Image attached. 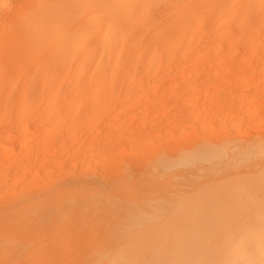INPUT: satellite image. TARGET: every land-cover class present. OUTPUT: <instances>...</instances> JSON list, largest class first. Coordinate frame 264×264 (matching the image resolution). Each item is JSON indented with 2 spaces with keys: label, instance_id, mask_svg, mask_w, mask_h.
Listing matches in <instances>:
<instances>
[{
  "label": "bare ground",
  "instance_id": "1",
  "mask_svg": "<svg viewBox=\"0 0 264 264\" xmlns=\"http://www.w3.org/2000/svg\"><path fill=\"white\" fill-rule=\"evenodd\" d=\"M11 1L12 0H0V6L7 3L10 4ZM170 1L172 0L167 2L165 0H30L26 2V7H28V3L30 5L27 13L22 14L21 20L20 22H16V26L13 25L16 29H18L17 25L18 27L24 25L21 28L22 34L20 28V31H18V35L19 32L21 34V40H17L16 38L14 40L19 41L21 45L25 42L27 48H29L30 45L33 46L29 51L27 49L28 52H23L22 49L25 55L27 53L30 55L28 56L29 58L31 57L30 60L33 59L32 56L36 54H41L38 56L43 58V54H50L51 56V53H54V55L56 53V57L52 54V56L55 57L54 60L52 57L47 59V56L43 58L47 65H49V63L52 65L53 62L55 64H61L63 61H66L63 62L65 64L69 60L73 59L74 61L75 59L76 63L74 64L77 68L81 67L84 69V67H87L85 68L87 72L84 69L85 73L88 74H86L85 77L87 82L85 79L83 81L85 83L83 85L85 86V88L83 87V97H105L104 93H106V97H112L114 93L112 94V92H109L110 90L108 91L110 94H108V92L103 93V88L106 87V84L111 83L113 80L118 81V78L120 79L121 77L120 84L122 82L124 83L122 80L123 78L124 80L127 78L125 86L122 85L126 87V82L128 85H131L132 79H130V77L132 78V76L130 75L135 72L134 70L137 72V69H146L147 67L150 68L156 65L154 64V60H150L153 55L160 56V63H162L163 61L161 60L164 53L169 56L168 53L171 52L170 55H172V52H178L180 48V53L177 54L183 56L185 52L187 53L189 51L188 44L191 43L189 41H192V35L189 36V34L192 33L193 30L194 33L195 31L197 33L201 23L207 21L208 18L212 19L213 23L220 20L218 23H215L217 28L219 24L224 23L222 22L223 20L226 22L229 19L231 20V18H234V21H237L238 24H240V26L242 25V28H244L246 23L250 21L249 19L251 15H253V12L254 14L258 13L259 19L264 18V0H178V2L180 1L177 3L179 4L178 6L175 5L177 0H173L172 2L175 3H173L175 8H173L174 6L169 8L168 5ZM162 2H169L168 5H165L166 3L164 4L165 7L162 5L164 10L160 7L161 4H163ZM159 4V7L162 9H160V11L157 9V5ZM24 6L23 8L26 9ZM166 6L168 7L167 10H165V8H167ZM238 9L240 10L237 11ZM22 10L20 9L19 11L21 12ZM165 14H168V16ZM169 14L172 15V19L171 16L168 18ZM222 15H226L224 16L226 20L221 17ZM76 17H78V19H75ZM165 17L171 20L165 22L164 20H167ZM205 17H207V20H202ZM79 18L82 21H78L79 24L77 25L74 22L79 20ZM218 18H223V20H218ZM232 21L231 25L235 23ZM202 24H205V22ZM238 24L236 26H238ZM8 26L11 25L8 24ZM206 26L208 25L206 24ZM13 27L10 29H13ZM170 28H174L176 31L173 33L172 31L174 29H172L171 33H169L167 29L170 30ZM210 28L212 27H209V29ZM238 29L237 32H239L241 28ZM228 33L224 36L229 37ZM12 34L14 35L13 31L10 35L12 36ZM15 34H17V32ZM233 36L234 34H232L231 37L233 38ZM14 37H16V35H14ZM193 41L196 42L197 39L194 38ZM230 42L231 40H229V43ZM14 43L13 45L16 47L17 42ZM25 43L23 44L24 46ZM219 43L220 42L217 44ZM21 45H17L18 47H16V49L20 50L21 47L23 48ZM177 46L180 47L176 49L175 47ZM14 47L13 50H15ZM8 49L10 50L9 47ZM24 49H26V47ZM174 49L176 51H174ZM65 51L68 53L67 58L69 59H64L60 63V59L63 57L61 54L67 55V53H64ZM58 54L61 56L59 60ZM154 56L153 59L155 58ZM158 56L156 57L158 58ZM51 59L53 61H51ZM55 60L58 61V63ZM198 62L197 60L194 61V65ZM35 63H33V65H35ZM43 63L39 65L38 62V66L37 64L35 65L38 67L37 70L47 66L45 63V66H43ZM113 66L114 70L116 69L117 71L110 73ZM78 71H76L75 74H77ZM117 72L120 77L117 76V79H114L116 77L114 75ZM95 74L96 76L97 74L100 75L96 77ZM141 79L142 78H140V81ZM7 80H9V78L6 79L5 82L4 80H0V84H3V82L6 83ZM9 81H7L6 85H8ZM4 85L5 84H3V88ZM69 87H71V84ZM58 91L60 92V90ZM124 93H122V95ZM55 94H57V92ZM1 98L2 96L0 100ZM49 98L51 99V97H48V99ZM4 99L7 100V98ZM86 99L88 101V98ZM90 101H92V99ZM95 102L96 104L99 103H97V101ZM81 103L78 102L75 103L76 105L74 104V111L80 108V105H82ZM57 105L58 108L56 109L58 112L62 110V107L64 110L66 109L65 106H62L63 104ZM21 107H24V105ZM49 113V117L53 115V112L52 114L51 111ZM98 114L99 110L97 108L88 117L87 121L89 123L93 122ZM56 115H60V113L57 114L56 112L55 116ZM17 131L18 133L26 132V124L22 122L18 126ZM227 139L229 138L224 137V140L220 138V142L218 143L223 142L221 145H216L215 141H212L213 143L208 141L210 145L205 143V152L201 151L204 149L203 148L197 151L199 152L198 155L196 154L197 152L195 153L194 151L198 150L201 145L197 147V149L194 147L195 150H191L192 153L190 150H185L188 147L184 148V146V149L180 148L183 150L180 154H178L179 152H174V149V154H177L173 157L167 156L165 153L164 156L156 155L153 162H150V164H146L145 162L146 167L149 166L147 170L150 172H157L160 165L159 168L163 169L161 174L157 176L152 174L149 181L146 180L150 182V187L149 189L146 188L147 190L145 191H139V188L137 189L134 187V190H131L129 193L127 192L128 195H126L127 193L125 192L123 193L125 195L120 196L116 192L114 194L110 192L113 188L108 192H100V186L99 188L97 187L98 191L92 188L94 191L98 192L97 194L94 191L91 192V189L89 190L90 192L88 190L84 191H87L86 193L89 192L88 194L81 193L85 197L83 200L86 202V205L83 203V200H81L83 204L78 203L79 206L76 205V201L77 197L79 199L82 198L79 197L80 194L78 195L80 192L76 193L78 195L76 197L75 192L77 188L74 187L75 189L73 190H76L74 192L75 197H66L65 194L68 189V187H66L67 183H65L64 186L66 189L63 185L55 186V188L59 187L60 190L62 187L65 189L61 190L64 191L65 194L59 195L60 197H65L64 200L60 199L62 205H60V203L57 204L56 200L58 199L56 198V200L53 199L54 202L52 199H50L52 202H47L49 201V194H51L52 197L53 192L48 195H45L43 192L41 195L44 194L45 196H41L37 192L40 195L38 196L36 194L39 199L40 197H44V199L42 198V201L40 199L38 202L36 201L37 196H35V202L32 201L28 204L26 202L27 200L24 198H28L29 196L26 192L25 194L23 192V194L28 197L24 196V198L21 197V199L26 200L25 203L27 205L25 204V206L21 207V209L19 208L18 211L16 209V216H20L22 213H26L28 217L29 213L39 216L40 214L38 213H43L44 210L51 212L52 218L55 213L57 216L53 218L54 220L49 219L50 221L48 218H51V214L49 215L50 217L47 214V220H44L46 216L43 214V219L41 215L40 217L36 216V218L35 216H32V218L29 217L33 225L28 224V226L30 225L29 228L26 224L28 223V219L23 217L24 214H22L23 219L21 216L16 217L22 221H24L25 218L27 219V221L25 220L26 225L23 224L22 226H24V230L28 228L29 233L31 231L30 227L32 226V235L30 234V236L25 233L26 231L20 229L24 231H21L22 234L20 235L24 236L26 234L28 236L25 235L26 238L31 239L26 240L25 236H18V232L16 235L18 237H13L10 234H8L10 235L8 236L7 233L1 235V258L2 255L4 256L3 253L6 252L5 254L7 257H3L4 259L2 258L5 264H240V257L247 255L251 264H264V156L262 157V155H264L262 152V150L264 151V145L263 147H261L262 145L260 146L261 150H259V146L256 145L260 152L255 149L256 152H253V155L250 156L252 157L251 159L258 158V156H260L257 155L258 153L263 154L258 158L260 162L258 159L257 161L254 160L257 164L252 165L255 162L252 164L250 161L246 163L250 157H245L246 155L249 156V154L244 153L248 150L247 146L245 148L246 150H242L244 147L242 142L244 143V141L240 142L241 145L238 144L240 145L239 148H242L241 150L244 151L241 154H246L243 156L247 160L241 158L243 157L241 154H239V158L241 159L237 157L238 153L234 155V150L238 151L235 149L237 143L234 147H231V145L233 146V142H230L232 141L230 139L227 141ZM225 141H227V143ZM233 141L236 140L233 139ZM250 142H248L247 145H249ZM261 143L262 142H260V144ZM227 144L233 149L229 148L230 150L225 151L223 147H227ZM244 144L246 145V143ZM253 146L251 147H256ZM251 147L249 150H251ZM209 149H211L212 153ZM249 150L247 152H249ZM230 151H232L231 154L229 153ZM206 152H210L211 154L209 153L208 155ZM193 153H195L193 156L196 155L198 158L195 159V157L192 156ZM249 153L252 154V150ZM174 154L172 153L171 156ZM191 156L194 158H192V160L197 163L192 164L193 161L190 158ZM236 158L238 159L236 160ZM222 159L224 160L219 163ZM240 162L245 163L239 168ZM177 167L179 169L176 170V172H169L172 168ZM235 167H238V170ZM101 176L105 177L106 175L104 176V174H101ZM133 178H135V175ZM65 181L68 180L65 179ZM69 181L71 182V180ZM77 181L79 182L80 179H77ZM82 182L84 183L85 181L83 180ZM93 183H91L90 186ZM95 187L96 186H94V188ZM82 188L84 189V187ZM59 189H55L56 193L57 191L61 192ZM70 192L74 195L73 191L70 190ZM70 192L68 193L70 194ZM57 194L54 193L56 197H58ZM60 194H62V192ZM45 197H47V199ZM73 199H75V201ZM44 200H47L46 203L43 202ZM87 200L88 202L90 201L88 205ZM13 208L15 210V207ZM11 212L13 213L14 211ZM15 214L13 213V216H15ZM11 218L12 216L8 218L10 220L7 219L8 221L6 220L7 222H5L11 224ZM13 218L16 223L17 219L15 217ZM5 222L4 224H6ZM4 224H2V226ZM22 226L20 225L19 228ZM45 233H49L50 235H45ZM19 237L20 239H17ZM21 237L22 240L23 238L25 240L18 241L21 240ZM2 259L0 261H2Z\"/></svg>",
  "mask_w": 264,
  "mask_h": 264
},
{
  "label": "rangeland",
  "instance_id": "2",
  "mask_svg": "<svg viewBox=\"0 0 264 264\" xmlns=\"http://www.w3.org/2000/svg\"><path fill=\"white\" fill-rule=\"evenodd\" d=\"M29 1L12 0L10 4L7 3L0 6V8L2 7L0 9V80H4V82L8 78L10 80H7L10 83H8V85H6L7 81L6 83L3 82V84H5L4 88L3 84H0V88L2 87L0 89V95L2 96L1 100L3 99L2 101L0 100V103H2L0 104V236L7 233V235L10 234L15 237L17 232L19 233L18 236H23L20 235L22 234L21 231L24 230V226L22 225L25 224L28 219V223L26 224L29 228L30 225L28 226V224L32 225L30 220L32 216L34 217L35 215L29 213V217H31L29 218L26 213H22L25 215H23V217L27 218L22 221L21 219L16 218L21 216L23 219L22 214L20 216H16V209L18 211L19 208L21 209V207L25 206L26 200L28 204L32 201L35 202V196H40L43 192L45 195L53 192L52 197L51 194H49L51 198L47 196L49 197V201L44 200L43 202H54V200L58 199L56 200L57 204L60 203V205H62L60 199L64 200L65 197L59 196L63 195L64 193V191L61 190H65L66 187H68L67 193L71 190L73 191V194L77 190L75 194L80 192L78 195L80 194L79 197H82L79 199L77 197L78 195L76 194V205L79 206L78 203H82L81 200L85 199L84 195L82 194H88L90 189L92 192L100 186V192H108L111 188H113V190H110V192L113 194L116 192L120 196L125 195L123 194L125 192L129 193L131 190H134V187L137 189L139 188V191H145L149 189L150 182L148 181L152 174L157 176L161 174L163 169L159 168L161 166L160 165L157 172H150L147 170L149 166L147 165L148 167H146V164L153 162V159L156 155L164 156L166 154L167 156L173 157L177 154H174V152H179L178 154H180L181 151L183 152L182 149L186 147L188 148L185 150H195L200 145L202 148L199 147L200 149L198 148V150L194 152L196 153L203 148L204 149L201 151H204L206 148L205 143L210 145V143H213L212 141H215L216 145H221L223 142H218H220V138L221 140L222 138L224 140V137H228L230 140H232L230 141L233 142V146L231 145L232 143L230 144L231 147H234V145L237 143L235 149H237L239 152L234 150L233 153L234 155L238 153V158L240 157L239 154L244 152L242 150H246V146L248 150L253 145V147L256 145L259 146V150H261L260 148L263 147L264 18L259 19L258 13L254 14L253 12V15H251V18L249 19L250 21L248 20L249 22L246 23L244 28H242L243 26H240L237 21H234V18H231V20L229 19L225 22L223 18L226 20V17H224L226 15H222L221 17L223 18H218V20H223L222 22H224L226 26L221 22L222 24H219L218 28L217 25L215 26L217 21L213 23L212 19L208 18L207 20V17L203 18L202 20L205 19L207 21H204L205 24H202L204 22L201 23L200 20L201 26L198 32L196 33L195 31L194 33L193 30V34H189V36L192 35V41H189L191 42L188 44L189 51L187 50L188 52H185L183 56L177 54L180 53V46L175 47L176 49L179 48V50L177 52L174 49L176 52H172V55H170L171 52L168 53L169 56L166 53H164L163 56L161 55L163 57L161 60L163 61L162 63H160V56L153 55L156 59H153L152 56V59L150 60H154V64L156 65H153V67L151 66L150 68L147 67L146 69L140 68L138 70L136 68L137 72L134 70L135 72L130 75L132 78L129 76L130 79H132V83L129 81L132 86L130 84L128 85L126 82V87H124L127 78L125 80L123 78L122 80L124 83L122 82L120 84L121 77L118 76L119 74L117 72L114 75L116 76L114 79H117V76L120 77V79L118 78V81L113 80L111 82L113 85L111 83H109L110 85L106 84V87L103 86L104 91L102 90L103 93L110 90L109 92H112V94L114 93L115 95L111 94L112 97H106L107 95L104 93L105 97H86L88 98L87 101V99L82 96L84 94L83 90L85 88V86H83L85 84L83 81L86 77V74H88L85 73V68L87 67H84L85 70L81 67L77 68L74 64L76 63L75 59L74 61L73 59L69 61L67 60L68 64H64L63 62L66 61L63 60L69 59L67 58V50L64 52L67 53V55L61 54L64 58L62 57L60 59L61 56L58 54V60L60 59V63L63 61L61 63L63 65L55 64L54 62L52 65L50 63L47 65L43 59L45 56H47V59L52 57L54 60V58L57 56L56 53L55 55L54 53H51V56L50 54H43V58L41 57L43 61L39 57L41 54L33 55V59L30 60L31 57H28L30 55L28 53L26 55L23 53L26 52L27 49L29 51L33 46L29 44L31 47L28 45L29 48H27L25 42H23L21 45L19 41H17L18 39L21 40V28L24 25L21 27H18L17 25L18 29L13 27V25L16 26V22H20L22 14L27 13L30 5L28 3L29 8L26 7V2ZM165 1L167 2L169 0ZM172 1H170V4L174 3ZM166 2H162L163 4H161V6L160 4L157 5V9L159 11L161 8L163 9V6L165 7V5L169 4V2ZM179 2L177 0L176 4H174L178 6L179 4L177 3ZM170 4L168 5L169 8H171V6H174L173 8H175L174 4ZM23 6L26 9H24ZM20 9L22 10L21 12L19 11ZM167 9L168 7L165 8V10ZM239 10L240 9L237 11ZM170 14L168 18L171 16L172 19V15ZM165 15L168 16V14ZM168 18L164 21L168 22V20H171ZM75 19H78V17ZM78 21L81 22L82 20L79 18V20L74 23L78 25ZM231 21L235 22L232 23L234 26L231 25ZM236 22L240 27L236 26ZM8 24L11 26H8ZM206 24L208 26H206ZM12 27L14 30L10 29ZM209 27H212L210 28L211 30ZM236 28H241L243 31L238 29L239 32H237ZM172 29L174 28L167 30L169 33H171ZM11 30L13 31L14 35H16V37H14L13 34V37L10 35V33H12ZM18 31H20L21 34L19 32L18 35ZM174 31L176 30L174 29L172 32L174 33ZM16 32L17 34H15ZM227 33L229 34L230 38L228 36H224L225 34L227 35ZM231 33L234 34L233 38L231 37ZM9 37L13 39H10ZM15 38L17 40H14ZM194 38L197 39L196 42L193 41ZM229 40H231L230 43ZM12 42H17L16 47L20 45L23 46L21 49L18 48L21 51L17 50ZM218 42L220 43L217 44ZM24 43L25 46L23 45ZM13 47L15 50H13ZM25 47L26 49H24ZM52 54L55 57H53ZM156 56H158L159 59ZM53 60L51 59V61ZM196 60L199 62L194 65V61ZM38 62L39 65L40 63L44 62L47 66L45 68L41 67V70H37L38 67L35 65ZM56 62L58 63V61ZM33 63H35V65H33ZM44 63L43 66H45ZM150 64L152 65L151 62ZM76 71H78L77 74H75ZM113 71H117L116 69L114 70V66L112 70H110V73ZM100 74H97V76ZM140 78H142V82L140 81ZM85 81L87 82L86 79ZM70 84L71 87H69ZM57 89L60 90V92ZM56 92L57 94H55ZM109 92L108 94H110ZM122 93L124 94L122 95ZM48 97H51V99H48ZM4 98H7V100ZM91 99L92 101H90ZM93 101H97V103H99L96 104V102L94 103ZM78 102H82V105H80V108L77 109V111H74L73 107L76 105L75 103ZM57 104H63L62 106H65L66 109L64 110L61 106L62 110L60 109L61 111L58 112L56 109L58 108ZM23 105L24 107H21ZM97 108L99 110V114L94 118L95 120L93 122L89 123L87 121L88 117ZM50 111L51 114L53 112V115H50L49 117L48 113ZM56 112L57 114L60 113V115L55 116ZM22 122L23 124H26L27 131L24 133H18L17 128ZM229 139H227V141H229ZM233 139L239 142L233 141ZM250 139L254 140L255 143ZM208 141H210V143H208ZM227 141L225 142L227 143ZM242 141H244L246 145ZM240 142H242L244 146L243 149L239 148L241 145ZM248 142H250L249 145H247ZM260 142L262 143L260 144ZM226 146L228 148L223 147L225 151L233 149L230 148L228 144ZM257 146L255 148L251 147L252 154L249 153L251 150H249V152H247L248 150L244 152L249 154V156L246 154V156L244 154H241V156L244 155L246 158H249L251 155H253V152H256L255 149H257ZM209 150L211 152V149ZM259 150L257 149V151ZM171 152L174 155L171 156ZM210 152L206 153L209 155ZM262 152L264 153L263 150ZM195 153H193L192 156ZM198 153L199 152L196 154L198 155ZM229 153L231 154L232 151ZM263 153H258L257 155L261 156ZM192 156L190 157L191 160L193 157H195V159L198 158L196 155L193 157ZM244 156L241 158L244 159ZM260 156H258V158H260ZM263 156L264 155H262V157ZM238 158H236V160ZM246 158L245 160H247ZM251 158L252 157H250L246 163L250 161L252 164L255 162L254 160L257 161L258 159ZM224 159L218 162L221 163ZM193 163L195 164L197 162L193 161L192 164ZM243 163L245 162H240V165L236 166L240 168L244 165ZM255 164L257 163L255 162L252 165ZM130 167L133 168L131 169ZM238 167L235 168L238 170ZM178 169V167L172 168V170L169 172H176ZM120 172H123V175ZM101 174L106 176L102 177ZM134 175L135 178H133ZM65 179L68 181L71 180L72 184L70 181V183L65 181ZM77 179H80V181L78 182ZM83 180L85 181L84 183L82 182ZM74 181L78 183H75ZM65 183L70 186L66 185V187H64ZM91 183H93V187L92 185L90 186ZM59 185H63L65 189L63 187H60L61 190L59 187L55 188V186ZM94 186L96 187L94 188ZM74 187L77 189L73 190L75 189ZM82 187H84V189ZM55 189H59L62 194H60L61 192L59 191H57V193L59 192L57 194ZM85 190H88L89 192L86 193L87 191L84 192ZM96 191H98V189ZM23 192L24 194L26 192L29 197L24 195ZM54 193L57 194L58 197H56ZM67 193H64L66 197H75V194H71L72 192H70V194ZM97 193L98 192H96V194ZM128 193L126 195H128ZM44 194L41 196H45ZM24 196H27L28 198H24ZM38 196L36 197V201L39 202L40 199L41 201L42 198L44 199V197H40L39 199ZM21 197L26 200H22ZM47 197L45 198L47 199ZM50 199H52V201ZM75 199L73 200L75 201ZM83 203L86 205L84 200ZM89 203L90 201L88 202L87 200V205ZM13 207H15V210ZM10 210L14 211L13 213L15 216H13V213ZM38 214L41 215L42 219V214L46 216L44 220H47V214L48 216L51 214V218H48V220H54L53 218L57 216L55 213L54 217L52 218V213L47 210H44L43 213ZM10 215L12 216V223H15L13 217L18 220H16L15 224L11 223V225L10 223H6L8 220H10L8 219L11 217ZM40 215L38 216L36 214L37 217H40ZM4 222L6 224H4ZM2 224H4L3 226L5 227H3ZM20 225L22 227L19 228ZM32 226L30 227V233L28 228H25L24 230L28 236H30L32 232ZM46 234L47 233H45V235ZM26 236V240L31 239H27ZM17 239H20V237ZM25 239L23 238V240ZM23 240L21 237V240L18 241ZM5 253L6 252L3 253L4 256L2 255V258L7 257ZM3 259L0 261V264H5Z\"/></svg>",
  "mask_w": 264,
  "mask_h": 264
},
{
  "label": "clouds",
  "instance_id": "3",
  "mask_svg": "<svg viewBox=\"0 0 264 264\" xmlns=\"http://www.w3.org/2000/svg\"><path fill=\"white\" fill-rule=\"evenodd\" d=\"M240 264H251L249 257L247 255L240 257Z\"/></svg>",
  "mask_w": 264,
  "mask_h": 264
}]
</instances>
